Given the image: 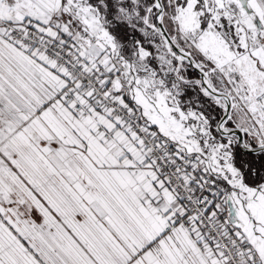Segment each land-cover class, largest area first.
<instances>
[{"label":"snow or ice","instance_id":"6c2138e0","mask_svg":"<svg viewBox=\"0 0 264 264\" xmlns=\"http://www.w3.org/2000/svg\"><path fill=\"white\" fill-rule=\"evenodd\" d=\"M0 264H264V0H0Z\"/></svg>","mask_w":264,"mask_h":264}]
</instances>
